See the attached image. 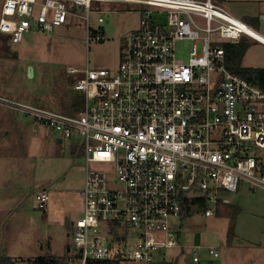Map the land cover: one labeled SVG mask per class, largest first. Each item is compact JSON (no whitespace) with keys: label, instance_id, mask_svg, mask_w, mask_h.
<instances>
[{"label":"built area","instance_id":"built-area-1","mask_svg":"<svg viewBox=\"0 0 264 264\" xmlns=\"http://www.w3.org/2000/svg\"><path fill=\"white\" fill-rule=\"evenodd\" d=\"M116 1L140 6L139 25L123 36L116 71L88 62L67 67V112L0 95V106L64 141L81 140L83 214L60 264H161L157 251L180 245L170 219L199 209L210 217L224 192L244 182L264 189V89L229 70L224 48L244 36L262 41L214 0H5L0 34L13 44L29 33L55 36L81 9L89 44L105 38L91 28L93 3ZM108 12L97 10L100 24ZM36 198L46 212L49 193ZM191 253L197 264H218L221 256L200 244Z\"/></svg>","mask_w":264,"mask_h":264},{"label":"rangeland","instance_id":"rangeland-1","mask_svg":"<svg viewBox=\"0 0 264 264\" xmlns=\"http://www.w3.org/2000/svg\"><path fill=\"white\" fill-rule=\"evenodd\" d=\"M4 1L0 0V11ZM214 1L264 36V21L259 26L248 22L244 6ZM139 9L132 2H94L90 25L93 30L101 29L105 38L89 44L81 9L72 26L57 28L55 36L29 33L22 43L13 44L0 35V95L67 112L66 90L73 77L67 67L83 69L88 62L91 69L116 71L121 40L138 27ZM97 10L109 11L102 24ZM249 42L243 64L264 67V44L254 39ZM58 136L50 127L0 106V256L24 257L17 264H30L28 259L41 255H64L72 247L71 227L83 213L78 194L86 170L81 140L73 136L59 143ZM75 147L78 154L73 153ZM109 176L115 178L113 172ZM45 188L50 190L46 212L36 200V194ZM223 198L226 202L211 206L214 214L210 217L199 209L184 222L170 219L185 249L179 264H194L189 251L194 244L217 247L221 253L218 264H264V189L244 182L238 192H224ZM176 253V249H163L156 258Z\"/></svg>","mask_w":264,"mask_h":264},{"label":"trees","instance_id":"trees-1","mask_svg":"<svg viewBox=\"0 0 264 264\" xmlns=\"http://www.w3.org/2000/svg\"><path fill=\"white\" fill-rule=\"evenodd\" d=\"M250 46L251 44L249 41L240 42L236 44H231V43L225 44L224 48L227 54V66L229 70L232 71L233 73H237L248 78L250 81L258 84L264 89V67H245L243 65V60ZM237 208L235 209L237 210ZM64 258L65 257H55L50 255L39 256L30 259L29 262L31 264H60L64 262ZM15 263H16V259H14L11 256L8 255L0 256V264H15ZM120 263H121L120 259L89 261V264H120Z\"/></svg>","mask_w":264,"mask_h":264},{"label":"crops","instance_id":"crops-1","mask_svg":"<svg viewBox=\"0 0 264 264\" xmlns=\"http://www.w3.org/2000/svg\"><path fill=\"white\" fill-rule=\"evenodd\" d=\"M219 4V3H218ZM226 4H234V5H236V4H238V5H240V6H244V8H245V10L246 11H248L247 13L249 14V15H246V20L248 21V22H257V23H255V24H257L258 26L260 25V23H261V15H263L264 14V0H226ZM1 9H2V7H1ZM0 15H1V11H0ZM254 18V19H253ZM243 42V41H242ZM248 42V41H247ZM260 43H262V44H264L263 42H260ZM244 65V64H243ZM245 66V65H244ZM246 67V66H245ZM26 117H28V116H26ZM30 118V117H29ZM30 119H32V118H30ZM33 120V119H32ZM59 135V134H58ZM64 140H62L61 138H60V136H58V142L59 143H62ZM78 148H74L73 149V153H76V154H78ZM84 180H85V176H84V179H83V184H82V186L80 187V189H79V191L83 188V186H84ZM243 184V183H242ZM241 188V187H240ZM63 190V191H62ZM61 191L62 192H64L65 190L64 189H62ZM42 191H47L48 193H49V189H47V188H45V189H43V190H41L40 192H42ZM79 191H78V194H79ZM39 193V192H38ZM37 193V194H38ZM37 194H36V196H37ZM36 200H37V198H36ZM38 203V202H37ZM83 214V213H82ZM82 216V215H81ZM184 222V221H183ZM72 223V222H71ZM75 223V222H74ZM73 223V224H74ZM73 226V225H72ZM71 230H72V227H71ZM71 230H70V233H71ZM178 233V235H179V240H180V245L178 246V247H171V248H163V249H176L177 250V253L174 255V256H170V257H166L165 255H161L159 258H156L158 261H160L161 262V264H179V257L180 256H182L184 253H185V249H184V246L182 247V244H181V235H180V232H177ZM230 242V239L228 240V243ZM194 245H197V244H194ZM200 245H204V244H200ZM49 246V252L51 251V246L50 245H48ZM191 246H193V245H191ZM191 246L189 247V251H190V253H191ZM204 246H212V245H204ZM217 248V247H216ZM163 249H159L158 250V252L160 251V250H163ZM218 249V248H217ZM69 250H70V247H67V252H65V254L64 255H61V256H56V255H52V254H47V255H41V256H48V255H50V256H55V257H65L67 254H68V252H69ZM219 250V249H218ZM221 254V253H220ZM156 256V255H155ZM39 257V256H38ZM221 257V256H220ZM14 259H16V263L15 264H17V263H19V261L21 262V263H23L24 261H25V259H24V257H22V256H19V257H13ZM28 260H30V259H28ZM191 260H192V262H193V257H192V253H191ZM124 262H128V263H133V264H142L141 262H139V261H121V263L120 264H122V263H124ZM194 263V262H193ZM31 264V263H30ZM194 264H197V263H194Z\"/></svg>","mask_w":264,"mask_h":264},{"label":"bare ground","instance_id":"bare-ground-1","mask_svg":"<svg viewBox=\"0 0 264 264\" xmlns=\"http://www.w3.org/2000/svg\"><path fill=\"white\" fill-rule=\"evenodd\" d=\"M251 34H253L257 39L261 40L263 43H264V36L253 31V30H250Z\"/></svg>","mask_w":264,"mask_h":264},{"label":"water","instance_id":"water-1","mask_svg":"<svg viewBox=\"0 0 264 264\" xmlns=\"http://www.w3.org/2000/svg\"><path fill=\"white\" fill-rule=\"evenodd\" d=\"M261 19L264 21V14L261 15ZM249 40H250V38L247 37V36H244V37L242 38V41H243V42H247V41H249Z\"/></svg>","mask_w":264,"mask_h":264}]
</instances>
